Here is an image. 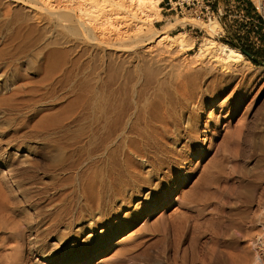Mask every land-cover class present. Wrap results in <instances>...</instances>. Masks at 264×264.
Wrapping results in <instances>:
<instances>
[{"label": "bare ground", "instance_id": "1", "mask_svg": "<svg viewBox=\"0 0 264 264\" xmlns=\"http://www.w3.org/2000/svg\"><path fill=\"white\" fill-rule=\"evenodd\" d=\"M255 1L264 12V0ZM160 2L161 0H0V21L12 24L10 33L4 32L6 33L4 35L0 32L1 39L10 37L13 43L15 40L18 42L34 40L45 44L40 54L48 61L46 93L53 95L62 83H66L67 75L69 71L71 72L70 67L77 60L80 61L79 57L82 54L102 46L111 50V59L100 60V65H96L99 69L95 68L94 78L91 77L89 80L85 77V83L80 91L78 90V93L75 91L73 96L68 97L71 99L64 108L45 113L34 124V129H47L52 133L59 128L68 127L79 115L93 109L94 118L99 124L97 130L102 142L100 146L103 145L105 151L97 160L93 157L96 160H91L94 164H90L89 167L87 164L84 165L86 169L82 172V187L79 189L83 198L82 203L77 208L74 207V212L68 214L67 219H63L61 215L62 222L59 225L54 221V217L49 215L50 211L44 214L45 211L41 207L29 203L30 201L27 203L21 200L22 197L20 198L18 194L21 186L17 180L20 176L17 178L14 170L17 166L14 165L15 167L7 171V174L5 169L0 168V264H38L34 259L40 264L46 260L53 264H123L145 253L140 249L148 242L154 244L164 242L159 249L162 260L159 258L150 264L196 262L194 260L197 255L194 253L193 245L185 247L183 245L181 250L178 251V247L177 251L170 253L171 241L168 242V246L166 234H169L167 232L170 224L176 225L182 220H190L191 216L194 220L192 222L190 220V224L194 230L201 229L205 224L202 219L209 213V208L213 204L215 206L217 192L224 189L226 177L230 176L226 175L228 165L230 167L228 164L230 161L224 163L226 153L223 154L225 159L221 156L222 152L220 156L207 154L212 149L214 138L223 121H227L228 116L236 118L244 108L238 127L233 130H230V126L225 128L226 135L221 142L223 145L218 144L217 150L220 147L224 148L229 140L239 143L238 145L245 140L242 137L245 133L244 120L248 116L250 106L245 107V104H242L244 101L242 94L245 90L254 88L264 78V68H253L255 66L245 59L238 48L217 42L211 37L204 38L198 50L191 56H186L185 54L195 47V40L189 32L180 30L175 35L168 33V30L178 24L186 25L185 18L180 21L177 19V23L172 22L161 34H159L161 30L156 32L152 28L153 22L163 19ZM13 3L28 10L15 8L12 6ZM207 26L210 31L221 28L217 19L210 20ZM210 34L213 35L211 32ZM90 61L93 62L91 59ZM11 68V82L6 84L5 81L0 103L9 100L14 102L17 94L23 93L18 86L20 82H17L18 84L12 82L17 75L15 71L18 67L13 64ZM91 73L94 75V71ZM29 74L31 75L30 72ZM236 79H239L236 97L229 103L221 104L227 107V115L210 114L203 119L201 112L208 106H216L219 98L216 92L228 87ZM65 86L70 87L71 83ZM68 91L65 93L68 94ZM73 91L74 89L71 92ZM212 129H215V132L211 133ZM92 134L94 136L95 133ZM207 142H210L208 148ZM25 144L27 145L26 142ZM68 147L69 145L64 143L61 148L65 152ZM236 150V153L239 152L238 148ZM4 154L5 152L2 156ZM2 158L0 164L6 163L7 161ZM200 158H204V161L197 164L196 159ZM33 164L35 165L34 162ZM58 171L53 172L58 174ZM19 172L18 175H22ZM75 190L74 188L73 194ZM76 194L78 195V192ZM57 208L54 209L58 210ZM67 208L66 210H69V207ZM161 209L166 210L159 216L155 215ZM262 209L261 214L264 217V205ZM63 213L65 215V212ZM149 215L154 216L137 230L128 232L136 222ZM50 230L56 234L53 236L54 233ZM50 233H53L51 239L56 240L55 243L47 241L46 237L50 236ZM260 233L262 234L258 235L259 238L264 237L263 232ZM257 241L253 244L255 245L253 247H258L252 264H259V261L264 264V258H261L262 253L259 250L264 247V239ZM115 242L116 245H113ZM111 248L113 253H107Z\"/></svg>", "mask_w": 264, "mask_h": 264}, {"label": "rangeland", "instance_id": "2", "mask_svg": "<svg viewBox=\"0 0 264 264\" xmlns=\"http://www.w3.org/2000/svg\"><path fill=\"white\" fill-rule=\"evenodd\" d=\"M253 1L257 5L256 1L255 0H253ZM173 2H172V5H173L174 9L170 12L164 11L165 14H169L170 16H168V17L163 16L164 18L161 21L153 22L152 28H154V31L156 30V32L157 31L159 32V30H161L159 32V34H161L164 30L167 29V26H170L169 24H171L172 22L175 23L177 21V19L180 21V20L185 18V20H187L186 25L183 26L181 24H178V25H176L175 28L168 30V33L171 35H175V34H178L180 32V30H187L189 32L190 36L195 40V47H194V49H191L190 51H188L185 54L186 56H191V54L195 53L199 48V44L203 41L204 38L211 37L214 40H216L217 42L226 43V44H229L231 46L238 48L244 54L245 59L248 60L251 64H253L255 66L253 68H261V69L264 68V34H262V42L260 44H254V43L250 42V40L248 39L247 32L246 33L242 32L243 26H241V25L239 26L237 24V21L230 22L228 20L229 15L225 14L224 10L220 13L213 12V7H210V4H211L210 2L199 0V3L197 1H194V3H193V0H181L180 3L182 6V9L181 8L177 9L176 4ZM183 2H185V3L182 4ZM164 4H165V2H163V1L160 2V8H161V6H164ZM12 6H15V8H19V9L24 8L23 6L18 5L17 3H13ZM204 6H209L210 12H206ZM169 7H170V5H169ZM256 9H257V14L264 16V12H262V10L259 6H257ZM23 10L27 11L28 9L24 8ZM160 13L163 14L162 9L160 10ZM212 19L213 20L217 19L219 21V23L221 24L222 29L220 28L216 31H212V30L210 31V29H208L209 27L207 26V23L210 22V20H212ZM201 23H202V25H200ZM11 28H12L11 23H7V22H4L2 20L0 21V32L3 33L4 35H6V33H10ZM4 32H6V33H4ZM210 32L213 35H211ZM9 38H6V39L0 38V43L2 42L0 44V95L4 92L3 86H4L5 81H7L6 84H10V82H11L10 81L11 80L10 79V69H12L11 67L13 66V64L16 65V67H18V68L15 71V73H17V75H16V77H14L12 82L15 81L16 84H18L20 82L18 84V86L21 88V91L23 90L22 91L23 93L19 92L17 94L16 100L14 102H11L12 100L11 101L9 100L10 102L7 101L5 103L4 102L0 103V158H2L5 155L2 159L7 161L6 163H4L5 165L3 163H1L0 168L5 169V173L7 174V171H10V169H13L14 165L17 166V167L14 166L15 167L14 170L17 173V178L20 176V179H17V180L21 186L20 192H18L20 198L22 197L21 200L23 202H27V203L30 201L29 203H31V204L33 203L34 205L39 206V208L41 207V209H43V211H45L44 214L47 213L46 211H48V212L50 211V214L49 213L48 214L50 216H53L54 221H56L60 225V223L62 222L61 221L62 218L67 219L68 216L70 214H72V211L74 212L75 208H77V206L80 203H82L81 200H83V198L81 197L82 194H81V190L79 191V189H81V187H82V172L84 171V169H86V166H84V165L87 164L88 165L87 167H89L90 164L91 165L94 164L93 161H96L99 157H101V155L105 151L104 146L103 145L100 146L102 144V142L100 141V138L98 136V130H97L98 126H99V124L97 122L98 120H96L94 118L93 109H88L89 111L87 110V112L85 111L83 114L79 115L77 117V120H75L76 122L73 121L72 122L73 124L72 123L70 124L71 126L69 125L66 128H59L56 130L57 132L54 131L51 133V131H49L47 129H42V130L41 129H34V124L36 123L37 120H39L41 117H43L45 113H47L49 111L51 112V110H57L58 111V110L64 108L66 106L67 102L71 99L68 97H71V95L73 96V94H75L74 93L75 91H76V93H78L80 91V88H82V85L85 83V81H84L85 77L88 78L89 80L91 77L94 78L95 71H96L95 68L99 69V67H96V65L97 64H98L97 66L100 65L99 64L100 60L105 59V60L109 61V59H111L110 58L111 50L107 49V48L105 49V47L103 48V46H102V47H97V49L92 48L91 52L88 53V51H87L86 53L82 54V56L79 57L80 61L77 60L78 63L76 62L75 63L76 65L74 64L75 66L72 65L74 67H72V66L70 67L71 72L69 71V73L67 75L68 80L67 79H66V81L64 80L66 83H62L60 85L59 89L57 90V92L55 94L51 95L50 93L45 92V87L47 84V76H48V68H47V62L48 61H47V58L42 57L43 55L40 54V52L42 51L41 48H43V46L45 44L42 41H40V43H39V42H35L34 40L33 41L29 40L30 42L29 41L28 42H24V41L18 42L17 40H15L14 41L15 44H14L11 41V39H9ZM3 40H4V42H3ZM7 42H8V44H7ZM5 45H7V46H5ZM37 45H38V48H37ZM15 47H16V49H15ZM34 48H37V50H39V51H37ZM243 48L247 49L253 56L251 57V56H248L247 54H245L242 50ZM31 49H33V51ZM19 52H20V54H19ZM26 53H28V54H26ZM15 54H16V56L14 57ZM37 55H40V56L37 57ZM82 57L84 60L82 59ZM24 58H26V59L28 58V59L25 60ZM22 59H23V61H22ZM33 59H35V60H33ZM90 59L93 60V62H91ZM13 60H15L14 63H13ZM96 61H97V63H96ZM44 62H45V64H44ZM7 63L9 65H7ZM11 63H13V64H11ZM23 63H24V65H23ZM78 64H79V66H78ZM82 64L84 66H82ZM89 64H90V66H88ZM93 65H95V66H93ZM93 67H94V70H93ZM42 69H44L45 71ZM79 69H81V71ZM72 70L79 72L80 74L73 72ZM90 71L91 72L94 71V75ZM29 72L31 73V75L29 74ZM81 72H82L83 76L81 75ZM84 72H86V73L84 74ZM74 73H75V75H74ZM34 74H35V76H34ZM78 76H80V77L77 79ZM81 76L83 77V79ZM88 76H90V77H88ZM26 79H28L29 81ZM75 79H76V81H75ZM25 80H26V82H25ZM82 81H83V83H82ZM238 82H239V79H236L235 81L231 82L228 87L219 89L218 91L216 89V91H217L216 93L219 94V98H218V101L216 102V106H214V107L208 106L207 108H205V111L201 112V117L203 119H205L210 114H213V115L215 114L216 116L223 114V116H226L228 113L227 107L221 106V104L223 102L229 103L230 101H232L236 97V93L238 91L237 87L239 84ZM67 83L69 85L71 83V86L70 87L65 86V85H68ZM77 84L80 85L81 87L78 86ZM67 87H68V89H67ZM10 88H12V86L9 87V89ZM73 89H74V91L71 92ZM28 90H30V91H28ZM67 91H68V94L65 93ZM58 93L59 94L61 93L63 95H61V94L59 95ZM211 94H212V92H211ZM242 97H244V101L242 104H245V107L250 106V111L247 114L248 116L246 115L247 117L244 120L245 122L243 121L245 123L244 124L245 128L243 129V131H245V133H244L245 135L243 134L242 137H243V140L245 139L246 141L245 140H244L245 142L241 141V143H240L241 145H238L239 143L237 144L234 142L235 143L234 144L232 140L231 141L229 140V141H227L228 143H226V146L224 144V146H225L224 148L226 149L227 152L224 151L225 149L223 147H220L217 150V148L220 144L223 145V143H221V142H222L224 135H226V129L225 128L227 126H230V130H233V129H236V127H238L237 125H238L240 117L242 116V113L245 110V108H244V109H242V113L237 115L236 118H230L228 116V120L223 121L220 130L217 132V134L214 138V143L211 146L212 149L207 154L208 156H215V154H216V156H217V154H218V156H220V153L222 152L221 156H223V158L225 159L223 154L226 153L225 154V155H227L226 159H225L226 162L224 160V163L226 164L227 160H228V162L230 161L228 164H230V167L232 169V170H230V167L228 165L229 169L227 168V174L226 175L228 176V174H229L230 176L226 177V175H225L226 181L224 183H226V184H224L225 186H223L224 189L222 188L224 191L221 190V191L217 192L218 198L216 195L217 200H215L216 202L214 201L215 206L217 208H215V206L213 204L212 207H214V208L211 209L212 207H210L209 213L205 214L206 216H204V218L202 219L205 223L203 225L204 228L202 227L201 229H198V230L195 229L194 230L192 224H190L192 222V220H194L193 216H191V218L189 217L191 222H190V220H182L178 224H176L179 226H176L175 224L173 225V223H172V225L170 224L169 231L167 232L169 234L168 235L166 234V242H167L166 244L168 246H169L168 242L171 241L170 247H169L170 253L174 252L176 249H178V247H179L178 251L181 250L183 245H184V247L186 245L187 246L193 245V249L195 251L194 253H196L195 255H197L196 256L197 258L194 260L196 262H194L193 264H195V263L196 264H205V262H206V264H238V263L239 264L240 263L241 264H252V261L255 257L254 254L256 253V249L258 247V246H256V248L253 247V246H255L253 244L256 243L254 241H257V239H260V241H262L264 239V237L259 238V236H258L259 234H262L260 232H263V234H264V228H263L264 227L263 226L264 217L261 214V211L263 210L262 208L264 205V78L254 88H251L248 91L245 90V92L242 94ZM1 104H2V106H1ZM36 104H37V106H36ZM38 104H40V105H38ZM4 105L7 109L4 107ZM15 105H16V107H15ZM2 107H4V108H2ZM36 107H38V108H36ZM25 109H26V111H25ZM33 109H34V111H33ZM21 112H23V113H21ZM16 116H17V118H16ZM21 119H23V121H21ZM22 122H24L25 124ZM90 123H91V125H90ZM95 124H96V126H95ZM82 125H83V127H82ZM30 126H31V128H30ZM91 129H92V132H91ZM46 131H47V133H46ZM85 131L86 132L88 131V132L86 133ZM64 132H66V133L64 134ZM213 132H215V129H212L211 133H213ZM27 133H29V134H27ZM80 133H82L83 135L80 136ZM92 133H95L94 136ZM42 134H43V137H42ZM84 134L86 136H84ZM91 135H92V137H91ZM19 137H20L21 141L19 140ZM54 139H56V140H54ZM74 140H76V141L74 142ZM19 141H20V143H19ZM25 142L27 143V145L25 144ZM77 142H78V144H77ZM11 143H13L12 144L13 146L10 145ZM64 143H67L69 145L68 149H66L65 152L61 148ZM85 143H87V144H85ZM92 144H94V145H92ZM98 144H99V146H98ZM236 144L238 147L236 146ZM42 145H43V147H42ZM73 145H74V147H72L73 148L72 149L71 146H73ZM209 145H210V142H207V148ZM83 146H84V149H83ZM27 147H30V149L31 148L32 149L29 150V149H27ZM85 147L86 148L88 147V148L86 149ZM90 147H92V148H90ZM58 148H59V150H58ZM98 148H99V151H98ZM237 148L239 151L237 153H239V154H237L235 152V151H237L236 150ZM239 148H241V149H239ZM55 150H57V151H55ZM80 150H82V151H80ZM83 150H85V151H83ZM2 152L3 153L5 152V154L3 156H2V154H3ZM40 152H42L43 155ZM234 152L236 153V156L234 155ZM95 156H98V157L96 158ZM86 157H88L87 163H86ZM227 157H229V158L227 159ZM92 159H93V161H91ZM63 160H65V161H63ZM32 161L35 163V165L33 164ZM196 161H198L197 164H201L204 161V158H200L198 160L196 159ZM64 162H65V164H64ZM60 165H62V166H60ZM74 165H76V166H74ZM80 166H83V167H80ZM25 168L26 169L28 168V169L25 170ZM33 169L35 172L33 171ZM73 169H74V171H73ZM23 170H25V171L21 172ZM52 170L53 171L55 170L56 172L59 170L60 172L58 171V174H54L56 172H53ZM70 170H72V171H70ZM77 170L80 172H78ZM18 171H20L19 173L20 174L22 173V175H18ZM24 174H26V175H24ZM62 175H64L65 178L62 177ZM21 176L22 177L24 176V177L22 178ZM21 179H23V180H21ZM74 179H76V181ZM77 185H78V187H77ZM60 187H61V189H60ZM74 188L76 190L73 194ZM49 190H51V191H49ZM48 191L50 192V194ZM53 192H54V194H53ZM76 192H78V195L76 194ZM70 194H73V195H70ZM52 195H55V196L52 197ZM69 197H71V198H69ZM77 197H79V198H77ZM67 199L70 201L66 202V201H68ZM72 200H74V201H72ZM64 201L66 204H64ZM79 201H81V202H79ZM219 201H221V202H219ZM51 203H52V205H51ZM59 203H60V205H59ZM61 205H62V207H61ZM57 206H59V207L57 208ZM67 207H69V210H66V209H68ZM70 207H72V208H70ZM54 208H57L58 210H55ZM165 210L166 209H161V210L157 211V213H155V215L159 216L163 212H165ZM213 210H215V211H213ZM63 212H65V215ZM153 216L154 215H152V217ZM60 217H62V218H60ZM152 217H151V215H149L147 217L141 218L138 222H136V224L132 228L129 229L131 231L128 230V232H132L134 230H137L139 227L143 226L148 219L150 220V218H152ZM171 227H175V228H171ZM175 229H177V230L173 231ZM193 230L195 232H193ZM50 231L53 232L52 230H50ZM53 233H50V236L46 237L48 242H51V243L56 242V240L51 239L52 238L51 236ZM55 234H56V232L53 234V236ZM177 237H178V239H177ZM261 238H262V240H261ZM191 241H193V242H191ZM260 241H257V242H260ZM116 243L117 242H115L113 245H116ZM150 243H151V245H150ZM163 243L160 242V244H159V243L155 242V244H154V242H148L147 244H145V247H142L140 249L142 252L144 251L145 253L141 254L139 257L134 258L131 261H128L129 263L124 262L123 264H138V263L139 264H150V263H152V261L162 257L159 249L162 248ZM113 245H111V246H113ZM152 245L153 246L155 245L156 247L155 246L153 247ZM209 246H210V248H209ZM174 247H175V249H174ZM261 247L262 246H260V248ZM212 248H213V251H212ZM144 249H146V250H144ZM263 249H264V247L259 249L262 253L261 258L262 257L264 258V250ZM111 251H112V248L109 249L107 251V253L108 252L113 253V251L112 252ZM201 257L205 261H203ZM204 257H205V259H204ZM162 258L160 260H162ZM34 262L40 264L39 261L36 259H34ZM258 263L263 264L262 261H259ZM43 264H53V263L46 260Z\"/></svg>", "mask_w": 264, "mask_h": 264}, {"label": "crops", "instance_id": "3", "mask_svg": "<svg viewBox=\"0 0 264 264\" xmlns=\"http://www.w3.org/2000/svg\"><path fill=\"white\" fill-rule=\"evenodd\" d=\"M162 1L165 2V4L164 6H161V9L163 10V14L162 13L161 14L164 17H168L170 15L165 14L164 11L170 12L174 9L172 5V2L174 0H161V2ZM180 1L181 0L174 1L175 3H177V9L180 8V4H181ZM204 1L211 3L210 7H213V12L220 13L224 10L225 14L229 15L228 20L230 22L237 21V24L239 26L244 25L243 22L241 21V15H239L240 12H244V14L247 16L257 15V9H256L257 5L254 3L253 0H204Z\"/></svg>", "mask_w": 264, "mask_h": 264}, {"label": "built area", "instance_id": "4", "mask_svg": "<svg viewBox=\"0 0 264 264\" xmlns=\"http://www.w3.org/2000/svg\"><path fill=\"white\" fill-rule=\"evenodd\" d=\"M194 1H197L199 3V0ZM184 3L185 2H183L182 4ZM204 7L206 12H210L209 6ZM180 8L182 9L181 4ZM239 15H241V21L244 24L242 27V32H247L250 42L254 44H260L262 42V34H264V16L260 14H257L256 16H247L244 14V12H240Z\"/></svg>", "mask_w": 264, "mask_h": 264}, {"label": "trees", "instance_id": "5", "mask_svg": "<svg viewBox=\"0 0 264 264\" xmlns=\"http://www.w3.org/2000/svg\"><path fill=\"white\" fill-rule=\"evenodd\" d=\"M243 50V52L245 53V54H247L248 56H253L247 49H245V48H243L242 49ZM254 59V58H253ZM256 61V60H255Z\"/></svg>", "mask_w": 264, "mask_h": 264}]
</instances>
